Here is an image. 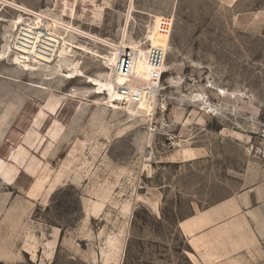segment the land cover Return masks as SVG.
Masks as SVG:
<instances>
[{"label": "rangeland", "instance_id": "1", "mask_svg": "<svg viewBox=\"0 0 264 264\" xmlns=\"http://www.w3.org/2000/svg\"><path fill=\"white\" fill-rule=\"evenodd\" d=\"M4 1L0 54L43 12L82 78L0 57V264H264V0ZM123 28L150 122L84 79L112 65L79 45L106 55Z\"/></svg>", "mask_w": 264, "mask_h": 264}, {"label": "bare ground", "instance_id": "2", "mask_svg": "<svg viewBox=\"0 0 264 264\" xmlns=\"http://www.w3.org/2000/svg\"><path fill=\"white\" fill-rule=\"evenodd\" d=\"M8 5H12L11 2L0 0V10ZM19 8L23 12H29L23 7ZM42 15L43 12L35 14L34 19L25 20L22 14H18L9 21L10 31H8L4 40V46L0 54L1 59L4 60L7 58L8 52L13 50V53H15L14 63L26 65L41 63L44 64L45 67L50 68L43 74L48 80H52L56 73L65 74L67 80L75 79L78 76L82 78V76L78 74H82L79 64H77L78 60H72L73 52L71 55L69 54L70 52H68L69 49L73 48L75 43L71 38L64 37L66 29L63 32L56 31L57 26L55 25V22L53 20H45ZM146 39L152 43H159L160 40L152 33L147 34ZM140 45L141 44L123 28L121 31L120 42L118 45L113 46V48L110 49V53L106 55L99 54V52L93 51L94 49L91 50L89 47L87 48L81 45H79V47L85 51L88 56L91 54L112 65L111 72L98 74L96 77H88L84 75V79L94 83H97L96 81L104 83V86L110 89L107 97L108 103L111 104L112 107H119L122 110L133 113V115L141 121L150 122L153 119L156 110L157 91L151 86H128L125 83L129 79L128 77L132 76L133 72L140 68L142 59L144 58V52L143 49L140 48ZM127 53H129L132 66L130 73L124 74L123 71L119 70V62L123 56L127 55ZM120 81H123V83H120ZM42 90L47 89L42 88ZM47 91H49V89ZM222 93L224 96L226 95L227 97L234 99V93H231L229 96L224 91H222ZM70 94L74 96L76 93L74 91ZM150 142L151 137L147 139V143L151 144ZM183 153L184 156L182 157H186L185 159L189 158L195 160L198 156V151L195 149H189L183 151L182 154ZM119 251L122 253V247ZM115 254L117 255V251ZM190 257L192 258L191 255Z\"/></svg>", "mask_w": 264, "mask_h": 264}, {"label": "built area", "instance_id": "3", "mask_svg": "<svg viewBox=\"0 0 264 264\" xmlns=\"http://www.w3.org/2000/svg\"><path fill=\"white\" fill-rule=\"evenodd\" d=\"M154 54V53H153ZM152 54V59H153V62L156 63V64H159V61H160V55H158L157 57L154 56ZM131 59L129 57V53H127L126 56H123L121 59H120V62H119V70L120 71H123L124 74H129L130 73V69H131Z\"/></svg>", "mask_w": 264, "mask_h": 264}, {"label": "snow or ice", "instance_id": "4", "mask_svg": "<svg viewBox=\"0 0 264 264\" xmlns=\"http://www.w3.org/2000/svg\"><path fill=\"white\" fill-rule=\"evenodd\" d=\"M120 83H123V81H120Z\"/></svg>", "mask_w": 264, "mask_h": 264}]
</instances>
